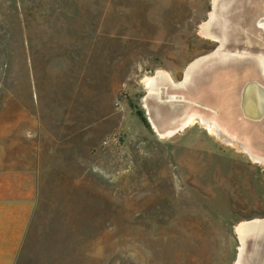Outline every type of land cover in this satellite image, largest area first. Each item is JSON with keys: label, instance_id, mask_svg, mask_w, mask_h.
Returning <instances> with one entry per match:
<instances>
[{"label": "rangeland", "instance_id": "1", "mask_svg": "<svg viewBox=\"0 0 264 264\" xmlns=\"http://www.w3.org/2000/svg\"><path fill=\"white\" fill-rule=\"evenodd\" d=\"M262 19L264 0H0V189L31 206L12 264H235L237 226L264 220V122L241 110Z\"/></svg>", "mask_w": 264, "mask_h": 264}, {"label": "crops", "instance_id": "2", "mask_svg": "<svg viewBox=\"0 0 264 264\" xmlns=\"http://www.w3.org/2000/svg\"><path fill=\"white\" fill-rule=\"evenodd\" d=\"M3 194L0 189V257L7 261L6 264H12L14 253L20 249L27 229L31 206L30 200L23 196L11 198Z\"/></svg>", "mask_w": 264, "mask_h": 264}, {"label": "water", "instance_id": "3", "mask_svg": "<svg viewBox=\"0 0 264 264\" xmlns=\"http://www.w3.org/2000/svg\"><path fill=\"white\" fill-rule=\"evenodd\" d=\"M259 26L264 29V19L260 21ZM198 62H200V60L193 63L191 66L195 65ZM253 90L261 91L264 94V89L261 88L259 84H257V82L255 81L248 82L243 87V90H242L241 110L245 118L252 120V121H259L264 116V101L263 103L261 102L260 108H254L252 106V97L254 94ZM256 221H259V222H256ZM240 224H243L244 226L241 228V226H239ZM240 224L237 226L236 232L241 242V247L239 249L238 257H237L235 264H241L243 253H244L245 240L249 236L260 235L264 231V220L256 219L252 221L242 222ZM260 230H261V233H260Z\"/></svg>", "mask_w": 264, "mask_h": 264}, {"label": "flooded vegetation", "instance_id": "4", "mask_svg": "<svg viewBox=\"0 0 264 264\" xmlns=\"http://www.w3.org/2000/svg\"><path fill=\"white\" fill-rule=\"evenodd\" d=\"M260 28V30L264 33V29L263 28H261V27H259ZM231 57H232V54H225V55H223L222 57H220L219 59H223L224 61H226V59L228 58V59H231ZM259 74H260V76H261V78L262 79H264V75L262 74V71H259ZM255 82H257V84H259V86L261 87V88H263L264 89V82L263 81H261V80H257V81H255ZM241 98H242V93H241ZM255 122H258V123H262V122H264V116L262 117V119L261 120H259V121H255ZM230 137V136H229ZM262 158H264V157H262ZM264 235V231L260 234V235H257L258 236V238H260V240L264 237L263 236ZM262 237V238H261ZM260 246H263V248H264V243H261V245ZM263 258V257H262Z\"/></svg>", "mask_w": 264, "mask_h": 264}, {"label": "bare ground", "instance_id": "5", "mask_svg": "<svg viewBox=\"0 0 264 264\" xmlns=\"http://www.w3.org/2000/svg\"><path fill=\"white\" fill-rule=\"evenodd\" d=\"M201 81H202V79H200ZM254 91V90H253ZM258 91V90H257ZM257 91L255 90V92H256V94H257ZM258 94H259V96H261V94H262V92L261 91H258ZM253 96H255V94H253ZM258 96V95H257ZM166 99V98H165ZM253 99V98H252ZM257 100H258V98H257ZM254 101H255V98H254ZM253 101V102H254ZM256 102V101H255ZM258 102V101H257ZM256 102V103H257ZM256 103H255V105H256ZM259 104H261V102L259 103ZM258 104V105H259ZM254 107V106H253ZM258 108H259V106H257ZM256 107V108H257ZM192 120H194L193 118H190L188 121H187V123H189V121H192ZM193 122V121H192ZM186 123V124H187ZM208 123V122H207ZM205 126H207L212 132H213V128L209 125V124H206ZM256 222H258V221H256ZM241 226V228L244 226V225H240Z\"/></svg>", "mask_w": 264, "mask_h": 264}]
</instances>
